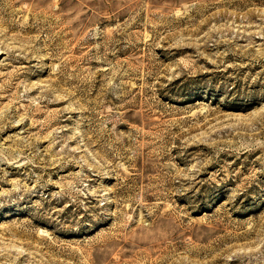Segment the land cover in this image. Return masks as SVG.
I'll use <instances>...</instances> for the list:
<instances>
[{"label": "rangeland", "instance_id": "374dc122", "mask_svg": "<svg viewBox=\"0 0 264 264\" xmlns=\"http://www.w3.org/2000/svg\"><path fill=\"white\" fill-rule=\"evenodd\" d=\"M0 264H264V0H0Z\"/></svg>", "mask_w": 264, "mask_h": 264}]
</instances>
